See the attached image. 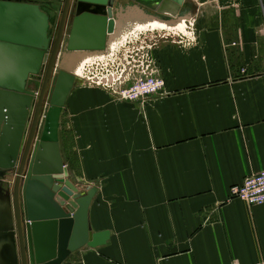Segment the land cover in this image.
Returning a JSON list of instances; mask_svg holds the SVG:
<instances>
[{"label":"crops","instance_id":"crops-1","mask_svg":"<svg viewBox=\"0 0 264 264\" xmlns=\"http://www.w3.org/2000/svg\"><path fill=\"white\" fill-rule=\"evenodd\" d=\"M57 1L21 2L39 7L41 72L62 16ZM189 1L187 33L145 51L165 79L161 95L125 101L83 83L66 98L62 158L73 182L98 189L93 231L111 234L62 264H264V204L229 193L264 171V0Z\"/></svg>","mask_w":264,"mask_h":264},{"label":"water","instance_id":"water-1","mask_svg":"<svg viewBox=\"0 0 264 264\" xmlns=\"http://www.w3.org/2000/svg\"><path fill=\"white\" fill-rule=\"evenodd\" d=\"M130 1L135 3L58 0L63 8L58 33L50 54L43 56L41 72L42 51L35 49L41 25L34 20L39 7L0 0V170L15 172L14 214L0 222V264H62L72 252L96 248L110 238L109 231L94 232L89 222L98 189L73 182L63 162L61 112L73 86L84 83L68 70L63 56L106 50L115 18L128 9L170 23L191 12L189 0H160L156 11ZM53 75L57 80L44 116ZM29 78L37 80L36 92L27 89Z\"/></svg>","mask_w":264,"mask_h":264},{"label":"rangeland","instance_id":"rangeland-1","mask_svg":"<svg viewBox=\"0 0 264 264\" xmlns=\"http://www.w3.org/2000/svg\"><path fill=\"white\" fill-rule=\"evenodd\" d=\"M190 23L193 25L191 20L186 22L185 27L178 28V27H171V28H157V29H150V28H133L132 30L128 31L123 37H121L116 43L110 42L108 39L107 49L109 52L100 51L95 55H92L83 63H81L78 70H74L72 72L74 75L82 77V68L85 65L92 63L91 61L96 63L94 64L95 69L93 70L94 75L90 72L86 71L85 74L90 78L95 75H107L112 72H121L122 69L131 71V66L134 64L142 65V63H146L147 52L146 48L149 47L148 45L152 44L156 38H160L164 33H187L188 26L190 27ZM193 29L195 26H191ZM170 36V35H169ZM146 47V48H143ZM139 49V51H138ZM81 52V51H80ZM106 53V54H105ZM139 53V55H137ZM73 54L70 53L69 56ZM61 59V58H60ZM71 58L68 57L69 67L70 70L72 68V64L75 63L74 60H70ZM59 72V71H58ZM57 80V75H53L51 79V85H53ZM88 86H97L94 84L87 83ZM53 91V86H49L47 100L44 104L43 108V115L46 114L47 103L48 99ZM64 162V161H63ZM14 180H15V172L13 170H0V214L4 213L5 217L11 212L14 214L13 206H12V193L14 187Z\"/></svg>","mask_w":264,"mask_h":264},{"label":"built area","instance_id":"built-area-1","mask_svg":"<svg viewBox=\"0 0 264 264\" xmlns=\"http://www.w3.org/2000/svg\"><path fill=\"white\" fill-rule=\"evenodd\" d=\"M179 34L180 32L164 33L161 37ZM146 55V63L134 64L131 71L125 68L121 72L90 78L85 72L94 75L96 61L92 62L84 66L82 79L85 83L106 89L119 100L146 102L156 95H161L165 86V79L155 68L151 55L148 53ZM229 193L231 198H240L250 206L264 204V171L248 175L242 183L231 186Z\"/></svg>","mask_w":264,"mask_h":264},{"label":"bare ground","instance_id":"bare-ground-1","mask_svg":"<svg viewBox=\"0 0 264 264\" xmlns=\"http://www.w3.org/2000/svg\"><path fill=\"white\" fill-rule=\"evenodd\" d=\"M127 11H125V13H123V14H120L119 17L115 18L114 30L109 33L110 42L112 41V42L116 43L121 37H123L125 34H127L128 31L132 30L133 28H138V29L162 28L163 29V28H171V27L175 26V27L183 29L186 25V22H187L186 18H182L176 23L166 22V21H163V20L151 17V16H147L136 8H131V9H128ZM98 52H100V51L97 50V51H91V52L90 51L67 52L65 54V56H63V59H64L63 63L68 68V70L72 73V72H74V70H78L81 63H83L85 60H87L92 55L97 54ZM70 53H73V54H71L69 56ZM68 57L71 58L70 60L73 59L75 62L71 65L73 68L71 70L69 67L70 63L68 61ZM91 62H93V61H91ZM83 69L84 68H82V77H83ZM21 212L23 214L22 209H21ZM5 218L6 217H5L4 213L0 214V222L2 220H4Z\"/></svg>","mask_w":264,"mask_h":264},{"label":"flooded vegetation","instance_id":"flooded-vegetation-1","mask_svg":"<svg viewBox=\"0 0 264 264\" xmlns=\"http://www.w3.org/2000/svg\"><path fill=\"white\" fill-rule=\"evenodd\" d=\"M14 1H16V2H24L25 0H14ZM158 6H156L155 3H154V5H152V3H151V4H149V6H145V7H147L151 11H156V9H157Z\"/></svg>","mask_w":264,"mask_h":264}]
</instances>
